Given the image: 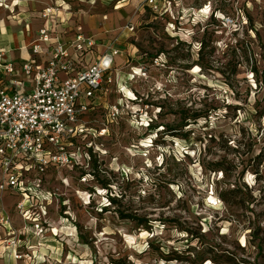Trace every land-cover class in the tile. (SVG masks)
<instances>
[{"label": "rangeland", "instance_id": "obj_1", "mask_svg": "<svg viewBox=\"0 0 264 264\" xmlns=\"http://www.w3.org/2000/svg\"><path fill=\"white\" fill-rule=\"evenodd\" d=\"M143 1L69 0L134 31L41 231L0 221V264H264V0Z\"/></svg>", "mask_w": 264, "mask_h": 264}, {"label": "built area", "instance_id": "obj_2", "mask_svg": "<svg viewBox=\"0 0 264 264\" xmlns=\"http://www.w3.org/2000/svg\"><path fill=\"white\" fill-rule=\"evenodd\" d=\"M9 1L0 0V8L8 9ZM159 1L143 2L156 12ZM51 14L49 8L43 16ZM122 31L131 33L134 26L126 25ZM119 42L117 36L105 45L97 61L77 70V63L96 46L94 38L84 35L78 26L73 40L61 42L43 29L33 53H42L41 43H52L49 61L44 67H38L34 60H29L22 67L32 87L24 90L23 82L16 81L13 91L10 87L0 88V196L5 192L16 194L18 214L35 230L41 231V220L47 216L46 205L54 197V193L44 189L43 176L51 170H72L81 163L79 151L89 145L83 116L96 106L98 98L107 92L118 75L116 58L123 53ZM71 50L77 59L72 57ZM2 71L12 74L14 68L10 63H0V80ZM139 72L142 77L146 76L145 67ZM18 87L22 90H17ZM109 110L111 117L119 115V105H112ZM84 158L89 159L88 153H84ZM9 219L0 210V221L7 223Z\"/></svg>", "mask_w": 264, "mask_h": 264}, {"label": "crops", "instance_id": "obj_3", "mask_svg": "<svg viewBox=\"0 0 264 264\" xmlns=\"http://www.w3.org/2000/svg\"><path fill=\"white\" fill-rule=\"evenodd\" d=\"M67 2L65 7L60 2ZM9 8H0V63L12 64L14 73L8 74L2 71L1 87H10L13 91L14 82H23L24 90L32 87V81L24 77L22 67L29 60H34L38 67H44L50 59L53 48L52 43H41L42 53L34 54L33 46L37 43L39 32L47 30L52 37H57L61 42H69L75 38L76 27L81 26L84 35L92 37L96 41L93 50L88 51L83 61L77 63V70L85 68L98 60L104 53L105 45L119 36V48L121 38L125 32L123 28L127 22L120 13L125 5L114 6L113 10L92 11L84 8L87 3H70L69 0H10ZM77 5L78 7H75ZM89 5V4H88ZM52 9V14L44 17L46 9ZM107 19L104 20V17ZM125 25V26H124ZM129 25V24H127ZM72 57L77 59V54L71 50ZM116 58V64L118 60ZM17 90L21 91L22 87ZM19 197L11 192H5L0 196V210L9 215L15 207ZM15 215L22 220L16 212ZM23 221V220H22Z\"/></svg>", "mask_w": 264, "mask_h": 264}, {"label": "trees", "instance_id": "obj_4", "mask_svg": "<svg viewBox=\"0 0 264 264\" xmlns=\"http://www.w3.org/2000/svg\"><path fill=\"white\" fill-rule=\"evenodd\" d=\"M215 14H216V11H214V14H213V15H215ZM214 17H215V16H214ZM205 47H206V46H205L204 42H202V43H201L200 51H202ZM207 115H208V114H204V113H202V111H198V112L195 113L192 117L185 115V116L183 117L181 127L183 128V127L187 126L189 120H197V119H199V118H201V117H205V116H207ZM153 128H154V127H152L150 130L153 131ZM165 129H169V130H167V131H173V130H174V129H171L170 127H169V128L165 127ZM110 200H111L112 203H114V204L116 203V200H115V199L111 198Z\"/></svg>", "mask_w": 264, "mask_h": 264}]
</instances>
